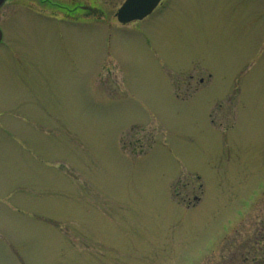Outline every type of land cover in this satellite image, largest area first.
Here are the masks:
<instances>
[{
    "label": "rangeland",
    "instance_id": "1",
    "mask_svg": "<svg viewBox=\"0 0 264 264\" xmlns=\"http://www.w3.org/2000/svg\"><path fill=\"white\" fill-rule=\"evenodd\" d=\"M55 1L0 8V264H264V0Z\"/></svg>",
    "mask_w": 264,
    "mask_h": 264
},
{
    "label": "water",
    "instance_id": "2",
    "mask_svg": "<svg viewBox=\"0 0 264 264\" xmlns=\"http://www.w3.org/2000/svg\"><path fill=\"white\" fill-rule=\"evenodd\" d=\"M159 0H126L117 11L118 20L121 22L141 19L152 11ZM5 0H0V7ZM2 32L0 30V40Z\"/></svg>",
    "mask_w": 264,
    "mask_h": 264
},
{
    "label": "flooded vegetation",
    "instance_id": "3",
    "mask_svg": "<svg viewBox=\"0 0 264 264\" xmlns=\"http://www.w3.org/2000/svg\"><path fill=\"white\" fill-rule=\"evenodd\" d=\"M9 0H5V2L3 3L2 6H4ZM39 3L42 4V6H44V4L46 3V7L47 8H53V9H64V10H71L73 12H75L76 10H78L77 8H81L83 11H85L86 13L88 12L89 14H92L93 13V8H91L90 6L88 5H80V7L78 6H73V7H70V6H65V5H62L60 4L58 1H55V0H38ZM125 2V0H121L120 3L117 5V7L115 8L114 12L112 13L113 15V18L115 20V22L120 25L121 27L124 26V25H127L128 23H131V22H142L144 21V19L148 17H150L156 10L158 9H162L164 6H166V2L167 0H159L158 3H156L155 7L152 9V11L144 16L143 18L141 19H133V20H130V21H126V22H121L118 20V16H117V11L118 9L121 7V5ZM1 6V7H2ZM0 7V8H1ZM54 17V16H53ZM1 29V28H0ZM2 31V29H1ZM3 31H2V37H1V40H0V44L2 43V40H3Z\"/></svg>",
    "mask_w": 264,
    "mask_h": 264
}]
</instances>
